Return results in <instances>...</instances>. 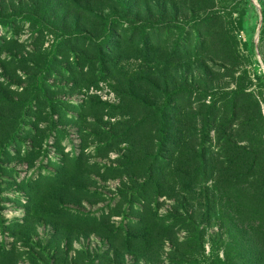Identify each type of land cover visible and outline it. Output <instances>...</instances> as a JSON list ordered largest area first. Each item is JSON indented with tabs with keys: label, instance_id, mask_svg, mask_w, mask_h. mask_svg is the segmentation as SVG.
Here are the masks:
<instances>
[{
	"label": "rangeland",
	"instance_id": "1",
	"mask_svg": "<svg viewBox=\"0 0 264 264\" xmlns=\"http://www.w3.org/2000/svg\"><path fill=\"white\" fill-rule=\"evenodd\" d=\"M0 264H264V0H0Z\"/></svg>",
	"mask_w": 264,
	"mask_h": 264
}]
</instances>
